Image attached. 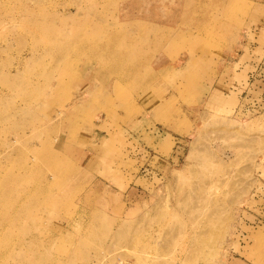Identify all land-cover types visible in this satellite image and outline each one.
<instances>
[{"label":"rangeland","instance_id":"rangeland-1","mask_svg":"<svg viewBox=\"0 0 264 264\" xmlns=\"http://www.w3.org/2000/svg\"><path fill=\"white\" fill-rule=\"evenodd\" d=\"M252 56L264 0H0V264H264Z\"/></svg>","mask_w":264,"mask_h":264},{"label":"crops","instance_id":"crops-1","mask_svg":"<svg viewBox=\"0 0 264 264\" xmlns=\"http://www.w3.org/2000/svg\"><path fill=\"white\" fill-rule=\"evenodd\" d=\"M264 59V56H262ZM262 59V58H261ZM260 62V61H259ZM258 62V59L255 56H252V59L249 61L248 66V71H247V77L250 78L249 82H247L246 87L250 91L252 88H260L263 89L264 87V70H263V64L260 65V63H264V61ZM260 65V66H259ZM259 67V71H258ZM256 72V73H253Z\"/></svg>","mask_w":264,"mask_h":264},{"label":"built area","instance_id":"built-area-1","mask_svg":"<svg viewBox=\"0 0 264 264\" xmlns=\"http://www.w3.org/2000/svg\"><path fill=\"white\" fill-rule=\"evenodd\" d=\"M118 264H127V263H124V262H119Z\"/></svg>","mask_w":264,"mask_h":264}]
</instances>
